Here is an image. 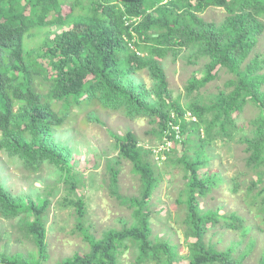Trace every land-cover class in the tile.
Wrapping results in <instances>:
<instances>
[{
	"label": "trees",
	"instance_id": "1",
	"mask_svg": "<svg viewBox=\"0 0 264 264\" xmlns=\"http://www.w3.org/2000/svg\"><path fill=\"white\" fill-rule=\"evenodd\" d=\"M208 7L225 11L219 23L201 16ZM263 32L264 0H0V153L26 175L44 165L60 171L74 194L65 201L75 206V228L88 244L86 252L56 264H124L121 254L129 248L137 254L135 264H245L253 240L219 249L208 238L214 227L246 235L244 219L235 212L220 219L219 210L202 209L198 197L223 182L210 169L203 170L210 164L206 146L217 137L233 140L240 127L235 117L253 104L259 112L236 141L245 145V167L252 171L244 196L264 220V55L251 56ZM184 49L189 63L202 65V76L186 83V95L221 70L230 74L209 101L192 97L183 102L180 93L172 95L164 61L167 56L175 60ZM101 111L148 119L158 139L171 142L159 152L165 161H172L177 141L186 144L177 158L185 198L176 201L185 254L170 240L152 235L148 203L161 174L151 147L140 144L131 130L122 137L110 135L117 162L129 160L140 180L139 195L121 199L132 209L133 220L122 219L121 228H109L100 238L83 225L86 204L76 192L80 178L72 152L54 133L79 116L103 124ZM187 113L194 119L187 120ZM108 168L116 189L118 169ZM240 186L235 179L232 190ZM49 193L16 196L0 180V217L17 219L21 235L33 240L37 251V256L0 252V264H43ZM258 264H264V250Z\"/></svg>",
	"mask_w": 264,
	"mask_h": 264
},
{
	"label": "rangeland",
	"instance_id": "2",
	"mask_svg": "<svg viewBox=\"0 0 264 264\" xmlns=\"http://www.w3.org/2000/svg\"><path fill=\"white\" fill-rule=\"evenodd\" d=\"M201 16L205 20L220 22L225 16L222 8L208 7ZM188 50H182L176 59L167 56L165 63L166 78L172 95L180 93L182 101L197 98L199 101H209L213 93L223 88L230 74L221 70L216 79L208 82L199 90H194L186 95L184 89L190 80L202 76L201 62L189 63ZM264 55V32L251 56ZM147 85L149 83L145 80ZM258 107L253 104L245 105L243 111L238 114L236 124L239 131L231 141L223 142L220 137L214 139L206 146V152L210 158V164L203 170L218 174L223 178L222 184L211 192L198 197L202 209H218L221 218H226L235 212L244 219V226L249 227L246 235L240 230H228L220 227L211 228L208 238L219 249L242 241L243 247L249 240L254 241V248L245 264H258L264 250V220L258 218L255 210H251L244 196L245 187L252 175L250 169L245 167V145L237 142L240 134H247L250 127L249 121L258 114ZM103 124L85 121L83 116L63 126V130L54 133L56 139L71 149V161L73 170L80 178L77 194H82L85 200V210L82 217L83 225L90 228V232L96 237H102L109 228L119 229L122 219L131 222L132 209L123 204L121 199L127 196H138L140 193V180L132 170L129 160L123 159L117 162L118 150L110 131L116 132L120 137L127 130H131L137 136L140 144L151 147L152 160L156 170L161 174V179L154 189L148 207L151 210L149 219L153 236L157 234L161 240L168 239L178 246L179 254L186 253L184 245L183 228L176 222L178 219L176 201L178 197L185 198V179L183 169L177 158L185 152L186 144L177 141L171 159L165 161V155L161 152L171 142L162 143L152 132L153 124L146 118L128 119L119 113L101 111L98 115ZM187 120L194 119L190 114ZM165 140V139H164ZM193 158V153H187ZM176 163H175V162ZM109 165L118 169L117 186L114 189L110 182ZM202 171V170H201ZM245 174L243 175V173ZM26 171L17 163H9L7 155L0 153V180L7 190L16 196L37 197L47 196L49 193L50 204L46 211V254L43 264H56L65 257L72 256L75 252H86L88 244L83 239L81 232L77 230V213L75 206L66 203L65 199L74 196L69 191V186L60 178V171L52 166L44 165L40 172L26 175ZM241 185L240 190L233 191V182ZM116 190V191H115ZM170 211V213H169ZM167 217L169 219L167 220ZM29 217L26 222H29ZM17 219H4L0 217V252L7 254L22 253L24 255L37 256L36 246L33 240L23 237L18 229ZM4 236V237H3ZM134 249H126L121 254L124 264L136 263Z\"/></svg>",
	"mask_w": 264,
	"mask_h": 264
},
{
	"label": "clouds",
	"instance_id": "3",
	"mask_svg": "<svg viewBox=\"0 0 264 264\" xmlns=\"http://www.w3.org/2000/svg\"><path fill=\"white\" fill-rule=\"evenodd\" d=\"M164 1H166V0H164Z\"/></svg>",
	"mask_w": 264,
	"mask_h": 264
}]
</instances>
